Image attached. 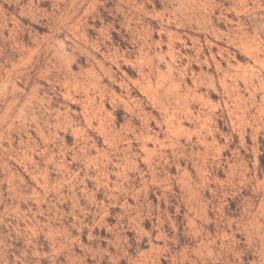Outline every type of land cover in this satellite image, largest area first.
I'll return each mask as SVG.
<instances>
[{"label": "rangeland", "instance_id": "1", "mask_svg": "<svg viewBox=\"0 0 264 264\" xmlns=\"http://www.w3.org/2000/svg\"><path fill=\"white\" fill-rule=\"evenodd\" d=\"M0 264H264V0H0Z\"/></svg>", "mask_w": 264, "mask_h": 264}]
</instances>
